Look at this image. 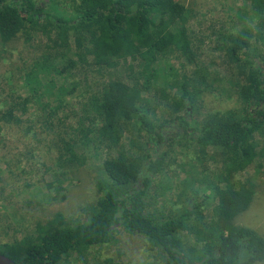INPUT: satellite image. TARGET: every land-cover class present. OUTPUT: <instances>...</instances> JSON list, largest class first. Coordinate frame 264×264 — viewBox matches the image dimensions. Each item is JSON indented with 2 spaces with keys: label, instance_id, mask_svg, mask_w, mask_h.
Wrapping results in <instances>:
<instances>
[{
  "label": "trees",
  "instance_id": "1",
  "mask_svg": "<svg viewBox=\"0 0 264 264\" xmlns=\"http://www.w3.org/2000/svg\"><path fill=\"white\" fill-rule=\"evenodd\" d=\"M44 5L48 12L42 14L40 0H0V41L9 43L23 34L44 39L41 69L48 71L45 76L61 75L78 65L145 61L150 54L163 59L176 53L189 65L198 61L196 34L184 22L187 9L177 0H46ZM251 11L260 36L256 48H252L257 41L251 32L242 31L236 39L223 30L215 37V47L227 49L232 58L228 67L236 77L232 88L241 104L238 116L208 115L188 122L200 94L193 80L173 81L174 93L165 105H153L163 110L160 122L145 98L147 87L134 89L127 80L116 78L118 74L99 85L97 102L89 98L82 109L69 110L72 116L59 100L53 103L43 94L33 73L27 75L31 93L20 101L5 96L0 129L13 123L21 136H28L41 123L62 129L72 154L85 145L103 150L106 157L101 162L104 178L96 184L99 198L82 210L83 217L68 223L62 214H55L37 223L32 232L0 244V254L15 264H60L73 254L109 244L122 230L154 243L165 264L264 262V233L234 222L254 199L250 188H223L206 180L189 191L193 200L175 211L169 205L159 207L154 185L169 171L175 148L188 141L203 150H219L230 174L253 162L255 137L264 135V0H255ZM30 105L40 109L37 121L27 116ZM171 125L183 133L166 135ZM198 188L209 194L196 199ZM210 201L215 203L211 212Z\"/></svg>",
  "mask_w": 264,
  "mask_h": 264
},
{
  "label": "rangeland",
  "instance_id": "2",
  "mask_svg": "<svg viewBox=\"0 0 264 264\" xmlns=\"http://www.w3.org/2000/svg\"><path fill=\"white\" fill-rule=\"evenodd\" d=\"M177 1L187 9L184 22H188L196 34L199 55L195 65H189L176 53H169L163 59L150 54L145 61H128L117 66L115 63L108 67L78 65L61 75L50 72L51 78L45 76L48 71L41 69L44 39H32L23 34L9 43L0 41V109L4 105L2 99L7 100L5 96L14 95V99L20 101L32 92L31 82L27 84V75L33 73L38 77L43 94L53 103L59 100L68 115L72 116L69 110L82 109L89 98L97 102L99 85L118 74L116 78L127 80L134 89L147 87L145 98H148L153 109L151 114H155L158 122L163 110L153 105H165L167 98L174 93L172 82L176 80H193L200 90L194 109L187 116L188 122L200 121L208 115L224 118L238 116L241 104L232 88L236 77L232 76L234 73L228 67L232 58L227 49L215 47V37L223 30L234 34L236 39L242 31L251 32L257 41L252 48H256L260 36L255 31L256 14L251 11L255 0ZM40 2L44 8L41 13L48 12L44 5L46 0ZM85 78L89 81L86 82ZM51 80L52 83H49ZM71 89L74 91L71 92ZM26 113L31 120L37 121L40 109L38 105H30ZM82 121L85 129V121ZM34 128L28 136H21L22 132H17L13 123L0 129V244L20 238L21 233L32 232L37 223H44L55 214H62L68 223L76 221L83 217L82 210L99 198L96 184L104 178L101 162L106 153L82 145L72 154L65 145L66 137L62 129L52 130L51 127L41 126V123ZM178 131L177 126L171 125L166 128L165 134L172 135ZM261 152H264V135L255 137L253 162L230 174L224 168V158L219 150H203L191 141L181 143L171 154L173 162L169 171L166 170L154 181L159 207L162 209L169 205L175 211L180 209L187 200H193L189 191L206 180L218 182L220 187L229 189L245 186L255 196L249 209L234 222L264 233V156ZM66 163H75L76 166L70 167ZM198 189L196 199L209 194V191ZM182 193L185 195L180 196ZM179 197L183 199L180 201ZM214 206L215 203L210 201V212ZM60 264L165 263L154 243L141 236L127 235L121 230L113 235L109 244L93 247L82 255L73 254Z\"/></svg>",
  "mask_w": 264,
  "mask_h": 264
},
{
  "label": "water",
  "instance_id": "3",
  "mask_svg": "<svg viewBox=\"0 0 264 264\" xmlns=\"http://www.w3.org/2000/svg\"><path fill=\"white\" fill-rule=\"evenodd\" d=\"M0 264H15V263L8 257L0 254Z\"/></svg>",
  "mask_w": 264,
  "mask_h": 264
},
{
  "label": "flooded vegetation",
  "instance_id": "4",
  "mask_svg": "<svg viewBox=\"0 0 264 264\" xmlns=\"http://www.w3.org/2000/svg\"><path fill=\"white\" fill-rule=\"evenodd\" d=\"M175 126V125H174ZM178 132H181V133H183V131H181L180 129H179V131Z\"/></svg>",
  "mask_w": 264,
  "mask_h": 264
}]
</instances>
